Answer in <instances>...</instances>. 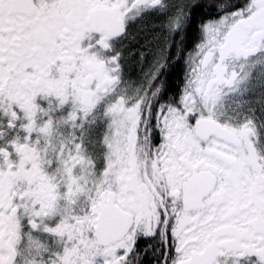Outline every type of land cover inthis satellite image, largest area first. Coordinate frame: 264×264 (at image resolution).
I'll use <instances>...</instances> for the list:
<instances>
[{
	"label": "snow or ice",
	"instance_id": "1",
	"mask_svg": "<svg viewBox=\"0 0 264 264\" xmlns=\"http://www.w3.org/2000/svg\"><path fill=\"white\" fill-rule=\"evenodd\" d=\"M0 264H264V0H0Z\"/></svg>",
	"mask_w": 264,
	"mask_h": 264
}]
</instances>
